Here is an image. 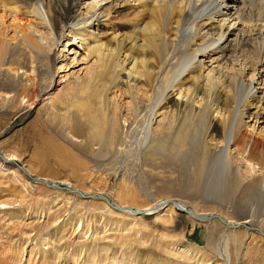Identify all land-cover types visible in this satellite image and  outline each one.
Returning <instances> with one entry per match:
<instances>
[{
	"label": "bare ground",
	"instance_id": "1",
	"mask_svg": "<svg viewBox=\"0 0 264 264\" xmlns=\"http://www.w3.org/2000/svg\"><path fill=\"white\" fill-rule=\"evenodd\" d=\"M82 1L0 0V110L39 132L37 166L0 149L38 206L10 225L53 240L76 220L61 237L100 264H264V0ZM106 162L115 200L97 186ZM149 183L169 195L137 205ZM54 242L19 263L54 259Z\"/></svg>",
	"mask_w": 264,
	"mask_h": 264
},
{
	"label": "rangeland",
	"instance_id": "2",
	"mask_svg": "<svg viewBox=\"0 0 264 264\" xmlns=\"http://www.w3.org/2000/svg\"><path fill=\"white\" fill-rule=\"evenodd\" d=\"M85 1L87 3H90L91 5H96L101 0H83L82 2L84 3ZM103 4L104 3L102 2L100 5H103ZM115 5H116V3H115ZM61 64H62L61 62L58 63V68L61 67ZM77 69H80V67L77 68ZM7 110L6 111H5V109L4 110H2V109L0 110V130L2 131L4 129H6L7 127H9L10 124L12 125L13 123H14V126L15 127H14V129L10 133L6 134V136L4 137V139L0 140L1 141L0 144L2 143L0 145V149H3V150H5L8 153L16 154L19 158H23L22 162L25 163V164L28 163L30 165L37 166V165H35V163L31 164V159L29 158V156L32 155L33 150L35 149L36 141H38V138H39L37 136L39 132L38 133L35 132V131H38V128L36 126L30 127V126H32V123L33 122L34 123L36 122L34 120V117L35 116L32 117V118H30L28 121H25L24 123L14 122V120H12V118H11L12 115L10 113V110H12V109L10 108V110L9 109H7ZM31 128L33 130H31ZM47 129H48V131L51 132V129L50 128L47 127ZM33 132H34L35 135L33 134ZM27 155H29V156H27ZM52 163H53V161H52ZM92 165H94V164H92ZM95 165H98L99 166L96 169L98 171L97 174H98L99 177H102V179H99V182L100 183L97 184V186L100 187L101 189H103L105 191L106 196H108L112 200H115L116 197H117V189H118L117 186L120 183H122V180H123V176L122 175H123V173H119L116 176L112 175V173H113V171L115 169L114 164H109V163L106 162V163H104L102 165L101 164H95ZM53 166H55V168H56V170H54V171L58 172L60 174V176H63V177L66 176L67 177V176L70 175L69 172L67 174V171H65V169L64 170L61 169L62 167L58 166L57 164L53 163ZM2 170L3 169L0 167V202H1V200L4 197L5 198L3 200H6V198L7 199L10 198L9 197L10 195H13L15 198H17L18 201H20V200L23 201L22 199L25 198L26 194H25V192L23 193L22 189L24 187H22V186L23 185L26 186V184H25L26 183V180L22 179L19 176V174H18L16 176L17 177L16 179L18 180L19 178H21V180L19 182H17V181H15L13 179V177H15V176H13V177L4 176V174H6V173L3 172ZM18 176H19V178H18ZM41 177L45 178V176L43 174L41 175ZM8 182H10V183L8 184ZM15 184H16V186H12V185H15ZM99 185H101V186H99ZM105 185H106V187H104ZM158 185H154V184L152 185L151 183H149V185H148L149 186L148 192L145 194V196L141 195L139 197V200L136 201L137 205H139L141 203H142L141 205H144V204L147 203V201L149 202L150 200L157 199V198L158 199H161L163 196L169 195L168 192H167V189H165L162 185H159V186ZM90 187H91L90 184H87L86 185V188L87 189H91ZM31 189H33L35 191V193H40V192L43 191L40 188H38V186H36V185L35 186L32 185L31 186ZM162 190H164V191H162ZM21 193L24 194V195H22ZM31 197L32 196H30V198L28 197V200H32L33 197L32 198ZM3 200L1 202L2 205L4 204L3 203L4 202ZM21 201H20V203L17 202L16 205L13 206V207H11V206H5V205L1 206L0 205V210H1L0 211V264H20L21 263V261H20L21 260V249H22L23 246H25L26 243H28L30 246L34 247V249H35L36 252H40V251L42 252V251H44L47 254H50V251H51L52 247H55V245L57 246V243L58 242H54L56 240H59L62 243L64 242V244H60V248L62 247L61 248L62 251H60V248H59V251L56 249L55 250L56 252L54 253V257L55 258L54 259H51V260H48L49 258H47L46 261L43 262L44 264H60L59 262H62L63 264H74V263L75 264H91V263L92 264H100V262H98L99 260L93 259V258L91 259V257H90L91 256L90 255L91 249H89L90 247L85 248L86 249V252H85V249L82 250L83 249V246L82 245H80L78 243L75 244V245H72L70 243H66L67 241H65V240H66L67 237L66 238L65 237H63V238L61 237V236H64L65 235L66 232L63 233V231L65 229H67V228L70 229V228H73L74 227V224H75V221L76 220L73 223L72 222H69V224L67 225V227H64L65 229L63 228V230L59 231L58 232L59 234H57L58 236L56 235L55 237H53V240L54 241L50 237L44 236V233L48 232L49 228L44 229L43 227H40L37 224L36 225L37 227H35V231H33L34 232L33 233V232H31V230L24 229L23 228V227H25L27 225H24L23 227H17V228L14 227L13 225H10L11 220L9 219L10 216H8V215H12L14 213L15 214H17V213H20L21 214V212H25L26 211V210H24L25 209L24 208L25 206L23 205V203H21ZM33 203H32V201H28L27 202V200H26V205L30 207L26 211V213H29V216H35V215H30V213H33L34 214L36 212V208L38 207L36 205V203H37L36 200H34ZM41 203L42 202H40L39 205H41ZM22 206H24V207H22ZM200 209L201 210H205V208H203V207H200ZM2 210H3L4 213L2 212ZM28 210H31V211L28 212ZM77 211H75V213L78 214V215H80V212L78 213ZM26 213H24V214H26ZM27 215L28 214H26L24 216H27ZM86 217H88L86 219L87 221H90L92 219L95 220V222L97 223V224L95 223V226H98V229H100L99 227L101 226V224H100V222L99 223L97 222L99 220L98 219V216H93L94 217L93 218L91 215H87L86 214ZM42 221H43V219H42ZM39 222H40V220H39ZM91 223H92V221H91ZM36 228L38 229V231L36 230ZM50 232H51V234H53L52 229H50ZM98 234L101 235V237H103V235H104V234H101V233H98ZM122 241L123 242L125 241V243H131L132 242L129 239H126V238H124V239L123 238H120V240H118L119 243L122 242ZM104 242L105 241H97V242H93V243H90L89 242V244H92V245H95V244H98V243H102L103 244ZM86 243L88 244V241H86ZM103 245H105V247L107 246L108 247V248L106 247L107 249H110L109 252H108V254L113 253V255H114L115 253H119V254H116V255H120V250H119L120 248L118 247L119 245H116L113 242H111V243L106 242V244H103ZM125 245L126 244H123L122 245V246H124L123 247L124 250L126 249L125 248ZM94 247H97V246H94ZM143 248H145V247H143ZM65 250H66V252H65ZM71 250L73 251V253L70 255L69 253H71ZM84 253L85 254H88V258H90V259H88L85 256ZM101 253L103 254V252H101ZM19 255H20V257H19ZM58 255L61 258H58ZM84 256H85V258H84ZM122 257H123V259H122L123 260V264L129 263L128 259L130 257H128V255H122ZM103 259H106V257L103 258ZM72 261H74V263ZM109 261H112V263H116V262H113L114 260H112V259L111 260L109 259L108 261H105L104 263L105 264H111V263H109ZM37 262L39 263V261H36V262L31 261L29 264H38ZM101 264H103V263H101Z\"/></svg>",
	"mask_w": 264,
	"mask_h": 264
}]
</instances>
